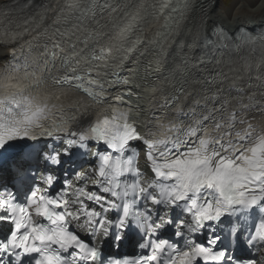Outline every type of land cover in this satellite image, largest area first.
Returning <instances> with one entry per match:
<instances>
[{"label": "snow or ice", "instance_id": "obj_1", "mask_svg": "<svg viewBox=\"0 0 264 264\" xmlns=\"http://www.w3.org/2000/svg\"><path fill=\"white\" fill-rule=\"evenodd\" d=\"M208 3L0 0V264H264V25Z\"/></svg>", "mask_w": 264, "mask_h": 264}, {"label": "rangeland", "instance_id": "obj_2", "mask_svg": "<svg viewBox=\"0 0 264 264\" xmlns=\"http://www.w3.org/2000/svg\"><path fill=\"white\" fill-rule=\"evenodd\" d=\"M261 2L262 0H217L216 10H219L227 21L237 17H259L263 12L254 10H257Z\"/></svg>", "mask_w": 264, "mask_h": 264}, {"label": "bare ground", "instance_id": "obj_3", "mask_svg": "<svg viewBox=\"0 0 264 264\" xmlns=\"http://www.w3.org/2000/svg\"><path fill=\"white\" fill-rule=\"evenodd\" d=\"M216 2V1H215ZM218 3H215V6L210 9L211 11V18L214 20H217L218 22L222 23L225 27L228 29H233L236 25H244L248 28H254L256 26L264 25V0L257 6V10L254 11H262L263 14L259 17H248V18H242V17H237L234 18L230 21H227L224 16L221 14L219 10H216V5ZM4 51L6 50H0V55L4 54ZM4 61L0 60V64H2Z\"/></svg>", "mask_w": 264, "mask_h": 264}]
</instances>
